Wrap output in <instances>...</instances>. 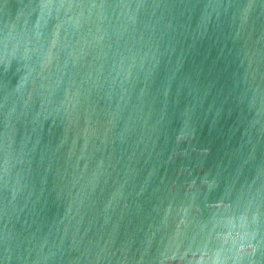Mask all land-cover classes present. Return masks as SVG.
<instances>
[{
    "label": "water",
    "instance_id": "95a60500",
    "mask_svg": "<svg viewBox=\"0 0 264 264\" xmlns=\"http://www.w3.org/2000/svg\"><path fill=\"white\" fill-rule=\"evenodd\" d=\"M0 264H264V0H0Z\"/></svg>",
    "mask_w": 264,
    "mask_h": 264
}]
</instances>
